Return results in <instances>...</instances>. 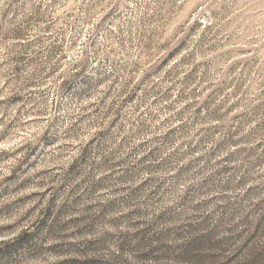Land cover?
Segmentation results:
<instances>
[{"label":"rangeland","instance_id":"obj_1","mask_svg":"<svg viewBox=\"0 0 264 264\" xmlns=\"http://www.w3.org/2000/svg\"><path fill=\"white\" fill-rule=\"evenodd\" d=\"M0 264H264V0H0Z\"/></svg>","mask_w":264,"mask_h":264}]
</instances>
